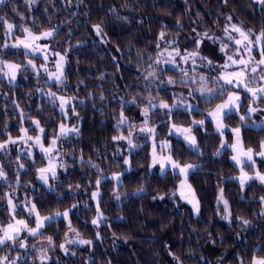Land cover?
Returning <instances> with one entry per match:
<instances>
[{"label":"clouds","instance_id":"9594fccd","mask_svg":"<svg viewBox=\"0 0 264 264\" xmlns=\"http://www.w3.org/2000/svg\"><path fill=\"white\" fill-rule=\"evenodd\" d=\"M200 3L0 0V264H264V0Z\"/></svg>","mask_w":264,"mask_h":264},{"label":"snow or ice","instance_id":"6c2138e0","mask_svg":"<svg viewBox=\"0 0 264 264\" xmlns=\"http://www.w3.org/2000/svg\"><path fill=\"white\" fill-rule=\"evenodd\" d=\"M51 34H41L39 36H26L25 39L23 41H20V43L24 46V47H31L33 43L35 42H39V43H44V47L47 48L48 45L45 43V41H47L50 38ZM55 56H59V53H55ZM45 59H48V55L47 53H45ZM246 63V62H245ZM17 72H18V66L15 65L14 63L11 62H7L5 61L3 63V66L0 67V76H4V77H8V78H16L17 77ZM244 75V73H231L230 76L231 77H236L237 79H239L240 76ZM123 116V114H121ZM173 128H175V130L177 131V133H179L181 131V129L176 128L175 125H173ZM23 131V130H22ZM184 132H187V129H183ZM115 139V137H114ZM231 149L233 152H235L238 156L240 155H247L250 158L257 156V155H261L264 156V142H261L259 145V152H256L254 150V148L249 147L247 149H245L243 142H235L232 144ZM53 149L49 148L47 149V151L51 152ZM171 163L173 166L178 167L179 172L181 174L185 173V168L187 166H179L177 164V162L175 160H172L171 157H163V156H158L154 153L153 155V164H159V166L161 168H163L165 166V163ZM41 171H46L45 169H41ZM258 176L261 180H264V176H260L258 173ZM177 194L186 200H191L194 196V194L191 191L190 186L187 184L186 180H182L180 182V184L177 186ZM10 228L12 227L11 225L9 226Z\"/></svg>","mask_w":264,"mask_h":264},{"label":"trees","instance_id":"16d2710c","mask_svg":"<svg viewBox=\"0 0 264 264\" xmlns=\"http://www.w3.org/2000/svg\"><path fill=\"white\" fill-rule=\"evenodd\" d=\"M57 2H58V0H57ZM160 2L162 3L163 0H160ZM195 3H196V7H197L202 13H204V14L207 16L208 9H206V8L200 3V0H195ZM208 3H209V5H215L216 0H208ZM176 4H177V9L180 10V11H182V10H183L182 0H176ZM37 11H39V10H37ZM16 19H18V18H16ZM110 35H112L113 39L116 38V33H110ZM113 52H115V49H114V48H113ZM21 83H24V81L21 80ZM18 95H21V94L18 93ZM33 103H34V101H33ZM10 111H11V110H9V112H10ZM2 118H3V111L0 110V119H2ZM110 127H111V125H109V128H110ZM11 130H12V131H17V130H18V129H17V124H16V121H15V120H13V121L11 122ZM252 131L255 132L256 130H252ZM13 152H14V150H13ZM219 163H221V164H222L223 166H225V167H231V164L229 163V161L227 160V158L222 159V161H220ZM261 167H264V163H261ZM161 208H163V206H161ZM169 211H170V209H169ZM0 215H2V214H0ZM53 264H54V262H53Z\"/></svg>","mask_w":264,"mask_h":264},{"label":"rangeland","instance_id":"374dc122","mask_svg":"<svg viewBox=\"0 0 264 264\" xmlns=\"http://www.w3.org/2000/svg\"><path fill=\"white\" fill-rule=\"evenodd\" d=\"M257 119H259V117H257ZM14 150V149H13Z\"/></svg>","mask_w":264,"mask_h":264}]
</instances>
